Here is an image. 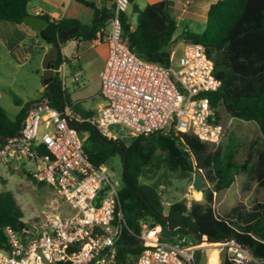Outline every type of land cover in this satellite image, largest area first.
<instances>
[{
  "label": "built area",
  "instance_id": "1",
  "mask_svg": "<svg viewBox=\"0 0 264 264\" xmlns=\"http://www.w3.org/2000/svg\"><path fill=\"white\" fill-rule=\"evenodd\" d=\"M113 1L105 36L108 52L100 73L102 107L92 116H82L73 104L55 109L49 96H43L29 106L18 133L0 142V164L26 168L35 182L53 188L66 208V215L44 213L33 224L24 223L26 228L19 232L5 228L0 264H115V244L125 226L118 206L122 185L110 178L104 164L90 162L83 147L87 134L77 125L87 124L106 138H114L108 128L116 125L132 137L174 131L213 146L224 136L202 97L221 85L203 47L185 43L168 66L141 59L129 50L123 35L121 19L129 0ZM68 62L75 64L76 59L61 57L56 70L62 90ZM140 226L143 250L135 264H194L191 248L167 245L157 225L142 221ZM223 246L232 264L264 263L234 239Z\"/></svg>",
  "mask_w": 264,
  "mask_h": 264
},
{
  "label": "trees",
  "instance_id": "2",
  "mask_svg": "<svg viewBox=\"0 0 264 264\" xmlns=\"http://www.w3.org/2000/svg\"><path fill=\"white\" fill-rule=\"evenodd\" d=\"M30 0H0V21L22 24L27 15L26 6ZM132 0H129V4ZM77 2L93 10L90 24L81 25L76 21H47L46 27L37 34L39 42L56 51L54 69L60 64V45L71 38L92 41L96 34L104 30L112 15L107 7L97 9L95 4L85 0ZM136 15L134 28L122 16L123 35L130 51L141 59L168 66L175 42L173 36L176 24L167 9V0L147 5L144 9H133ZM72 27L78 31L65 40L60 32ZM178 40L183 43L201 45L213 64V77L221 85L216 92L203 93L214 113L215 123L221 124L223 113L233 119L253 122L257 125L263 144L259 148L252 145L246 158L238 164L233 152L222 150L218 146L200 142L195 137L181 132L171 131L166 137L179 145L181 149L179 166L182 170H199L205 179L201 200L175 202L169 206L166 216L160 213V201L154 190L138 185V161L147 162L156 153L154 138L160 133L148 137H135L130 145L119 139H108L95 128L87 124L77 125L79 132L87 137L84 151L94 166L105 164L107 160L118 156L123 164L122 188L118 193V206L123 214L125 226L115 244V264H135L143 250L139 240L142 221L152 220L151 225H159V236L166 231H179L191 235L195 240L203 237L207 241L224 243L231 239L248 247L254 257L264 260V199L251 207L237 204L222 216L214 209V197L227 190L240 173L248 175L249 182L264 190V0H217L210 5L206 22L197 32L184 31ZM56 85L59 92L49 91L50 85ZM50 104L55 109L63 105H74L82 116L87 114L77 102H73L67 92L61 89L57 75H53L50 84L44 89ZM30 104H26L19 114L9 119L0 107V142L6 137L15 136L21 127ZM145 142L144 148L141 143ZM166 159V155H162ZM29 179L37 187L44 184ZM23 213L10 192H0V248L5 247L4 229L19 232ZM162 239V238H161ZM203 246L208 243H202ZM194 264L198 263L195 253ZM63 264V263H59ZM221 264H232L225 252L221 255ZM255 264V263H252ZM264 264V263H258Z\"/></svg>",
  "mask_w": 264,
  "mask_h": 264
},
{
  "label": "rangeland",
  "instance_id": "3",
  "mask_svg": "<svg viewBox=\"0 0 264 264\" xmlns=\"http://www.w3.org/2000/svg\"><path fill=\"white\" fill-rule=\"evenodd\" d=\"M4 36L5 34H0V107L7 117L13 120L27 103L39 101L43 97L44 81L51 77L43 67L45 63H43L44 57L41 56L40 42L34 43L32 53L25 61H16L4 42ZM176 36L177 34L174 35ZM181 47V44L177 42L175 51L171 55L174 60L181 55ZM80 65L81 70L76 71L81 72L82 76L75 84L67 79L66 92L73 102L90 98L78 102L82 110L86 111L84 105H90L93 102L94 98L91 97L96 95L98 89L100 60L97 57V51L91 49L80 59ZM83 68L87 71L85 77L82 73ZM86 112L91 111L89 109ZM220 118L224 136L219 146L224 151L233 152L236 162L241 164L252 145L259 148L263 144L258 127L253 122L233 119L223 113ZM108 132L127 146L135 138L129 134L128 130L118 125L109 127ZM145 145V142H142L140 147L144 148ZM152 145L156 148V153L146 163L136 159L139 169L137 181L140 187L154 190L160 201V213L166 216L169 206L175 202H185L189 206L191 200H201L202 195L199 192L197 194L193 186L194 170H182L179 166L181 155L179 145L168 139L166 134L154 138ZM163 154L166 155V159L162 158ZM104 165L110 178L122 185L121 159L118 156L112 157ZM27 174L23 166L13 169L0 164V192L12 193L23 213L22 222L33 224L44 213L66 215V208L56 191L46 185L37 187ZM204 185L205 179L203 187ZM263 199L264 190L258 188L255 183L249 182L246 173H240L227 190L215 195L213 206L216 214L222 216L237 204L241 203L249 208ZM146 222L152 223V220L148 219ZM161 238L167 245L187 246L189 243L198 242L191 235H185L179 231H166ZM182 238L183 242H181ZM200 243L207 242L202 240ZM201 246L206 248L205 250L212 249L208 252L207 264H219L218 253L221 259V255L226 250L223 243L217 245L208 243L206 246ZM204 254L200 257L201 264H205L206 261Z\"/></svg>",
  "mask_w": 264,
  "mask_h": 264
},
{
  "label": "crops",
  "instance_id": "4",
  "mask_svg": "<svg viewBox=\"0 0 264 264\" xmlns=\"http://www.w3.org/2000/svg\"><path fill=\"white\" fill-rule=\"evenodd\" d=\"M85 1L95 4L97 9H100L102 7H107L113 11V6H114L113 0H85ZM160 1L162 0H132L131 3L129 4L127 12L124 15L127 19V22L131 25V28H134L136 23V15L133 12V9L136 8L138 10H142L147 5L155 4ZM216 1L217 0H167L168 12L175 20V24L177 28L175 32L177 36L176 37L173 36V40H175V42L169 47V50L171 51V55L175 51L177 42H179L182 46L180 54L182 53L184 43L183 41L178 40V38L184 31L197 32L203 28L206 22L207 11L210 5L214 4ZM26 11H27V15L37 16L40 18L46 17L49 19V21L68 20V21L79 22L81 25L90 24L93 18V10L77 2V0H30L27 3ZM108 31H109V20L106 28L96 34V37L97 36L100 37L99 40L96 39V37L92 41H83L80 39L71 38L62 45H60V58L64 57L68 61L71 60L72 58L76 59L75 64H71L68 62V66L65 74L67 76V79H69V81L72 78V76L75 74H79L78 77V81H79L82 74L81 72H78L76 70H81L80 59L83 56H85L91 49L97 51V57L100 60V68L98 72V89L96 95L94 97H91L94 98L93 102L90 103V105H86V104L84 105L85 109H87L86 111H88L89 109L91 111L90 113L84 111V113L87 114L86 116L94 115L97 112V110L100 109L104 104L103 99L99 95V88H100V73L104 67L108 52V46L105 41V36L108 33ZM0 34H5L4 42L9 47L10 54L13 57V59L16 61L18 60L25 61L28 58V56L32 53V48L34 47V43L39 42L37 38L38 33L29 26H27L24 22L22 24H14V23L0 21ZM40 46L42 49L41 56L44 57L43 63H45L48 54L52 52L53 49L50 46L45 45L41 42H40ZM44 65L43 67L45 72L50 74L49 77L52 78L53 75H57L56 74L57 69L54 68L49 69L46 68V66ZM82 73L84 77L87 76L86 69L83 68ZM51 78H48L47 80L44 81L43 89H45V87L48 86V84H50ZM64 90L66 91V87ZM88 99H82L81 101H85ZM32 103L34 102L27 104L31 105ZM113 139L116 138L114 137ZM159 229L161 230L160 226ZM175 229L176 228H174V230ZM202 240H205L204 237L198 242L189 243V245L186 246L193 249L194 254L195 253L197 254L198 256L197 264H201L200 257L203 256L204 252L206 258L205 264H207L208 252L212 250V249L205 250L206 248L202 247L201 246L202 243H200ZM183 241L184 240L182 238L181 242ZM218 259H219V264H221L219 253H218Z\"/></svg>",
  "mask_w": 264,
  "mask_h": 264
},
{
  "label": "water",
  "instance_id": "5",
  "mask_svg": "<svg viewBox=\"0 0 264 264\" xmlns=\"http://www.w3.org/2000/svg\"><path fill=\"white\" fill-rule=\"evenodd\" d=\"M23 22L27 26H29L30 28L35 30L37 33H40L47 25V21L45 19L37 17V16H30V15H26L23 18ZM77 31H78V27H72L66 31H62V32H60V38L65 40L69 35H72L73 33L77 32ZM51 54L52 55H51L50 61L47 62V59L45 61V64H46L45 66H46V68H49V69L54 68L56 57H57V53L55 50H53ZM52 90L59 92L57 86H55V85L49 86V91L51 92ZM122 176H123V170H122ZM203 182H204V178H203L201 172L199 170H194L193 186H194L195 192H199L201 194V191L203 188ZM18 228L22 229V228H26V227L23 224H19ZM173 230H171V231H173ZM204 239L207 243H210L209 241L206 240L205 237H204Z\"/></svg>",
  "mask_w": 264,
  "mask_h": 264
},
{
  "label": "flooded vegetation",
  "instance_id": "6",
  "mask_svg": "<svg viewBox=\"0 0 264 264\" xmlns=\"http://www.w3.org/2000/svg\"><path fill=\"white\" fill-rule=\"evenodd\" d=\"M52 52H50L49 54H48V56H47V62H49L50 61V58H51V54ZM55 85V84H54ZM56 86V85H55Z\"/></svg>",
  "mask_w": 264,
  "mask_h": 264
},
{
  "label": "bare ground",
  "instance_id": "7",
  "mask_svg": "<svg viewBox=\"0 0 264 264\" xmlns=\"http://www.w3.org/2000/svg\"><path fill=\"white\" fill-rule=\"evenodd\" d=\"M197 194H198V192H197Z\"/></svg>",
  "mask_w": 264,
  "mask_h": 264
}]
</instances>
